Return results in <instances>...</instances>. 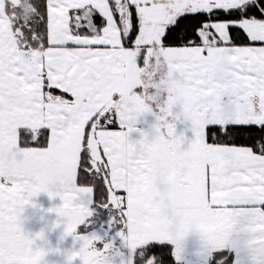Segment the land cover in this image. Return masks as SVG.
<instances>
[{"label": "snow or ice", "instance_id": "snow-or-ice-1", "mask_svg": "<svg viewBox=\"0 0 264 264\" xmlns=\"http://www.w3.org/2000/svg\"><path fill=\"white\" fill-rule=\"evenodd\" d=\"M41 192L65 264H264V0H0V264Z\"/></svg>", "mask_w": 264, "mask_h": 264}, {"label": "crops", "instance_id": "crops-1", "mask_svg": "<svg viewBox=\"0 0 264 264\" xmlns=\"http://www.w3.org/2000/svg\"><path fill=\"white\" fill-rule=\"evenodd\" d=\"M155 123V116L151 113L142 114L137 118V123L134 126L138 131H135L130 134V138L135 140L139 138V131H144L151 136L154 134L152 125ZM182 127V126H178ZM187 135V133H185ZM32 203L26 205L20 216V228L21 231L26 235L31 237L35 233L44 231V238L38 239L36 245L45 249L46 254L43 257L42 264H65V255L67 251L76 250L79 247V242L74 241L72 236H65L63 239H60L61 229H51L50 225L56 219L54 213H48L46 210L50 207L58 205L60 202L58 197H53L49 199L48 195L44 192L39 193L37 196L31 198ZM95 217L90 218L91 220ZM106 222H104L105 224ZM78 230V229H77ZM90 231H94L98 236L101 237V241H109L108 237H113V244L121 249V251L127 253V249L122 248V242L118 236L115 235V232H110L108 235L107 230L101 229L99 227H93ZM78 233V231H77ZM83 234V233H82ZM196 234H190L186 238V252L188 253V259H186L189 264L194 261L193 251L198 244V238ZM189 242H194L192 246L187 245ZM100 244V243H98ZM172 246V245H171ZM100 247V245H98ZM49 248H58V253H53L47 251ZM233 254L232 260L235 258ZM72 264H79V258L76 257L73 259Z\"/></svg>", "mask_w": 264, "mask_h": 264}, {"label": "trees", "instance_id": "trees-1", "mask_svg": "<svg viewBox=\"0 0 264 264\" xmlns=\"http://www.w3.org/2000/svg\"><path fill=\"white\" fill-rule=\"evenodd\" d=\"M92 223L89 225V231L94 227L93 223H97L99 224L100 222H107V213L105 211L102 212V216H97L95 215V217L91 220ZM78 233L82 234L84 229L83 226L78 228ZM164 247H166L168 249V253H169V264H175L171 255V248L169 245H164ZM228 258H229V262L231 264L232 261V255L230 254V252H227Z\"/></svg>", "mask_w": 264, "mask_h": 264}, {"label": "rangeland", "instance_id": "rangeland-1", "mask_svg": "<svg viewBox=\"0 0 264 264\" xmlns=\"http://www.w3.org/2000/svg\"><path fill=\"white\" fill-rule=\"evenodd\" d=\"M93 214L94 215H97V216H102V212L104 211L103 209H100V208H96V207H93ZM93 225H94V227H99V228H101V229H104V230H107V232H108V235L110 234V232H114V231H112L111 229H109L108 228V224H107V222L104 224L103 222H100L99 224H97V223H93ZM112 238L113 237H108V240H111L112 241ZM197 238V237H196ZM103 242H107V241H103ZM122 242V241H121ZM194 244V242H189L187 245H189V246H192ZM98 245H100V247H102L103 246V244L102 243H100V244H98ZM97 245V246H98ZM169 246H170V248L172 249V247L173 246H171L170 244H169ZM122 248H124L123 247V242H122ZM126 249V248H125ZM125 254H126V252H124ZM184 255H185V257H186V259H188V253L186 252V250H185V253H184Z\"/></svg>", "mask_w": 264, "mask_h": 264}]
</instances>
